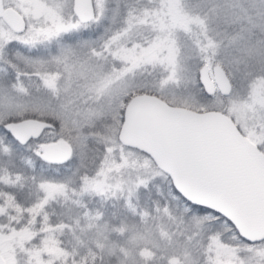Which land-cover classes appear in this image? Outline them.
<instances>
[{"label":"snow or ice","instance_id":"6c2138e0","mask_svg":"<svg viewBox=\"0 0 264 264\" xmlns=\"http://www.w3.org/2000/svg\"><path fill=\"white\" fill-rule=\"evenodd\" d=\"M0 264H264V0H0Z\"/></svg>","mask_w":264,"mask_h":264}]
</instances>
